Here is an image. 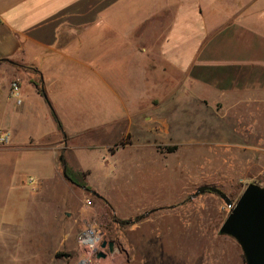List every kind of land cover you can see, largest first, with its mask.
<instances>
[{"label":"crops","instance_id":"crops-1","mask_svg":"<svg viewBox=\"0 0 264 264\" xmlns=\"http://www.w3.org/2000/svg\"><path fill=\"white\" fill-rule=\"evenodd\" d=\"M120 60L138 88L164 89L162 100L169 101L152 106L155 112L184 95L207 136L234 143L248 156L264 154V0H0V139H7L0 144V185H11L0 192V240L27 238L32 263L44 253L35 243L41 229L49 231L67 205V196L57 195L68 191L61 157L85 175L90 190L92 201L79 189L83 200L74 207L81 225L100 226L109 211L121 221L148 218L178 203L179 193L162 195L163 187L178 189L180 174L176 182L163 176L165 157L156 143L178 147L179 141L157 114L118 117L116 111L130 105L111 83ZM149 62L158 63L161 84L149 75ZM163 66L183 84L165 86ZM78 83L76 95L92 89L95 120L89 126L75 121L73 130L63 122L61 95ZM97 151L102 184L73 154ZM214 153L208 149L207 158ZM22 171L32 175L29 187L19 178ZM37 203L44 208L36 212Z\"/></svg>","mask_w":264,"mask_h":264},{"label":"rangeland","instance_id":"rangeland-1","mask_svg":"<svg viewBox=\"0 0 264 264\" xmlns=\"http://www.w3.org/2000/svg\"><path fill=\"white\" fill-rule=\"evenodd\" d=\"M118 62L117 71L111 83L120 91L122 97L130 101L126 111L123 109L116 111L118 117L121 114L125 117L126 112L135 119L142 118L140 113L143 114L146 111V115L157 114L160 121L164 119L166 122L172 139L179 141L178 147L156 143V148L164 153L165 157L166 169L163 176L166 175L168 181L173 182L180 174L178 189L175 186L169 189L163 187L162 195L166 198L172 193L174 197H177L179 193L178 203L165 207L157 215L146 218L141 214L129 220L134 223L135 219H139L140 222L137 224L125 226L116 224V220H121L109 211L106 216L99 217L100 226L81 225L74 207L81 204L83 196L79 193V188L65 180L68 191L65 192L62 189L60 193L57 191V195L67 196L66 208L60 211L59 216L52 218L49 231L41 229L40 236L35 239L37 251L44 253H37L36 262L32 263L27 259V238L17 239L8 235L0 240V264H81L84 260H89V264H245L236 242L219 235V230L229 214L224 203L210 193L195 199L192 197L199 189L209 187L220 190L235 203L249 185L264 189V154L259 153L258 157L248 156L247 153L234 149L232 147L234 143L225 142L215 136H207L203 133L206 127L198 125L199 119L195 112L192 109H186L191 101L185 100L184 95L176 94L173 103L162 105L163 107H158L155 112L152 106H160L161 103L165 104L169 101L162 100L167 96L163 93L164 89L154 88V85L138 88L135 79L131 82L129 77L124 75L125 61ZM158 69V63L149 62V75L155 78L157 84H161L159 71L155 72ZM171 72L169 68L163 66L164 85H175L177 80L179 84H183L182 78L173 80ZM150 81L152 79L149 77ZM77 88L81 90L79 83L71 85L70 91L61 95V99L66 101V104L62 105L65 114L63 122L73 130L79 128L75 121L84 120V125L89 126L95 120L91 87L88 86L83 90L82 95H76ZM175 131L180 133V137L175 135ZM192 136L196 137L195 141L192 140L195 139ZM210 148L215 153L211 158H207ZM177 150L178 152L175 153ZM198 151H201L203 156L196 157L195 153ZM73 154L76 155L75 160L78 166L83 170L92 171L97 184L100 182L102 184L101 173L105 171V168L100 160L99 151L89 156H84L82 152ZM61 159L64 158L61 157ZM115 169L116 167L112 166L111 170ZM30 177L32 175L28 171H22L19 174L25 186H28L26 181ZM188 179L191 180V184L185 185ZM9 186L11 185H0V192L2 190L4 193L8 192ZM23 189L28 191V188ZM45 198L48 199V196L45 195ZM84 200L92 201L89 193H84ZM32 208L37 212L44 207L37 203ZM31 215L29 223L34 225V218L39 213H35L34 217L33 214ZM89 226L103 235L102 244L115 245L114 255H109L106 251L107 258L97 261L95 255L87 257L81 251L77 244V237ZM18 250L21 253H18Z\"/></svg>","mask_w":264,"mask_h":264},{"label":"water","instance_id":"water-1","mask_svg":"<svg viewBox=\"0 0 264 264\" xmlns=\"http://www.w3.org/2000/svg\"><path fill=\"white\" fill-rule=\"evenodd\" d=\"M210 193L217 196L230 210L219 230V235L233 239L240 248L245 264H264V189L249 185L240 198L233 203L216 188H201L192 199ZM96 198L99 199L97 195ZM148 216V215H146ZM95 260H105L107 253L116 252L113 243H103Z\"/></svg>","mask_w":264,"mask_h":264},{"label":"built area","instance_id":"built-area-1","mask_svg":"<svg viewBox=\"0 0 264 264\" xmlns=\"http://www.w3.org/2000/svg\"><path fill=\"white\" fill-rule=\"evenodd\" d=\"M11 95L18 100V89L16 85H12ZM17 104H20V102H18ZM6 140L7 139L5 138L0 139V144H6L7 143ZM102 242H103V235L97 229L91 226L85 228L77 237V244L81 249V251H83V253L87 257H91L101 252V249L99 247L102 244Z\"/></svg>","mask_w":264,"mask_h":264},{"label":"trees","instance_id":"trees-1","mask_svg":"<svg viewBox=\"0 0 264 264\" xmlns=\"http://www.w3.org/2000/svg\"><path fill=\"white\" fill-rule=\"evenodd\" d=\"M40 95L42 97H45L43 91H39ZM52 115V119L54 121V123L56 124V127H57V130L61 133L62 132V127H61V124L58 120V118L55 116V114L52 112L51 113ZM61 164L62 166L64 167V178L65 180L71 184L72 186L76 187V188H79V189H83L85 192L87 193H90V190L86 187L85 183H84V178H85V175L83 174H78V173H74L73 171H71L65 164V161L64 159H61ZM116 224H119V225H131V224H137L140 222L139 219H135L134 223L128 221V222H122V221H115Z\"/></svg>","mask_w":264,"mask_h":264},{"label":"bare ground","instance_id":"bare-ground-1","mask_svg":"<svg viewBox=\"0 0 264 264\" xmlns=\"http://www.w3.org/2000/svg\"><path fill=\"white\" fill-rule=\"evenodd\" d=\"M83 263L89 264V260H84L81 264H83Z\"/></svg>","mask_w":264,"mask_h":264}]
</instances>
